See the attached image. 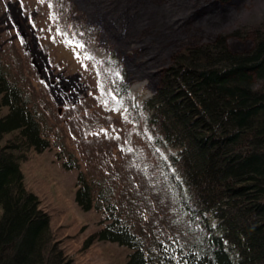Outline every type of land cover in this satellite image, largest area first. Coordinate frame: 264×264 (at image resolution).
<instances>
[{
    "label": "trees",
    "instance_id": "trees-1",
    "mask_svg": "<svg viewBox=\"0 0 264 264\" xmlns=\"http://www.w3.org/2000/svg\"><path fill=\"white\" fill-rule=\"evenodd\" d=\"M45 1L63 29L98 39V27L69 20L67 1ZM21 70L0 52V264H80L22 170L53 148L77 171L76 205L101 214L92 238L127 248L123 264H264V33L243 54L223 36L187 48L140 102L122 66L109 69L111 101L90 96L98 101L74 112L116 124L115 134L79 127L80 142L58 133Z\"/></svg>",
    "mask_w": 264,
    "mask_h": 264
},
{
    "label": "rangeland",
    "instance_id": "rangeland-1",
    "mask_svg": "<svg viewBox=\"0 0 264 264\" xmlns=\"http://www.w3.org/2000/svg\"><path fill=\"white\" fill-rule=\"evenodd\" d=\"M65 1L73 6L69 20L98 27V39L86 31L75 33L70 23L63 29L61 17L45 0H0V52L22 68L46 102L43 110H54V128L66 135L67 143L76 136L81 141L74 136L79 127L100 136L115 134L116 124L85 118V110L83 118L74 112L94 101H111L113 95L102 88V75L109 69L118 72L122 66L129 92L140 102L154 93L164 69L187 48L223 36L231 53L243 54L252 48L256 30L264 33V0ZM104 109L114 110L109 104ZM105 117L113 122V114ZM57 150L30 154L22 164L27 187L64 232L62 240H73L72 258L80 264H123L127 248L92 238L101 214L76 205L77 171L64 169Z\"/></svg>",
    "mask_w": 264,
    "mask_h": 264
}]
</instances>
